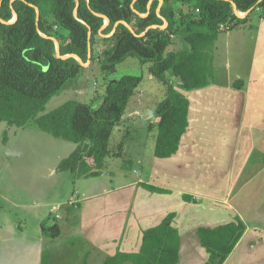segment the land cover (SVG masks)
Returning a JSON list of instances; mask_svg holds the SVG:
<instances>
[{
  "label": "trees",
  "instance_id": "trees-1",
  "mask_svg": "<svg viewBox=\"0 0 264 264\" xmlns=\"http://www.w3.org/2000/svg\"><path fill=\"white\" fill-rule=\"evenodd\" d=\"M176 3L190 6L192 13L179 15ZM234 4L241 14H246H238ZM258 11L264 19V0H0V121L23 127L36 119L41 130L76 143L75 150L60 161L57 169L70 170L78 177L99 176L111 157L112 135L123 122L142 76L127 74L110 82L99 106L68 100L38 116L47 101L82 68L74 57L57 56L45 23V18L52 15L55 23L68 32L58 38L61 56L77 54L87 62L99 37L108 41L100 58L103 72L114 73L116 65L129 56L151 63L149 71L168 89L153 112V118L158 120L154 155L171 157L187 131L190 101L173 86L167 72L172 70L181 79L180 87L186 90L215 83V44L220 34L249 22ZM14 12L17 18L10 22ZM105 16L110 22L103 28ZM178 22L185 31L186 46L168 51L172 37L179 31ZM108 33L112 34L100 37ZM230 85L244 89L246 82L237 78ZM7 141L8 132L4 131L3 142ZM124 163L131 160L124 159ZM140 184L150 191L171 192ZM183 196L191 199L188 194ZM175 216L170 212L159 225L145 229L139 251L119 250L103 264H178L181 235L172 224ZM236 219L237 222L198 229L200 242L209 255L204 264H224L234 251L246 230L245 223ZM48 229L54 237L60 234L58 224L43 227L45 232Z\"/></svg>",
  "mask_w": 264,
  "mask_h": 264
},
{
  "label": "crops",
  "instance_id": "crops-1",
  "mask_svg": "<svg viewBox=\"0 0 264 264\" xmlns=\"http://www.w3.org/2000/svg\"><path fill=\"white\" fill-rule=\"evenodd\" d=\"M250 20L244 33L254 39V46L245 70L230 72L223 80L216 76L215 83L201 88L179 89L190 101L189 125L175 154L161 158L153 151L148 177H126L116 185H109L103 172L97 177H83L78 199L69 201L68 206H72L64 215L56 214L57 219H65L64 224L55 223L60 228L58 237L44 239L40 233L49 235L47 231L39 233L36 227L28 231L23 226L16 230L10 222L5 233L3 222L0 250L11 249L9 256L16 264H56L52 261L53 249L68 261L66 264L85 261L103 264L119 250L139 251L143 231L159 225L168 213L175 212L172 224L181 235L178 264H204L209 255L200 242L198 229L237 222L238 217L246 230L224 264H250L248 259L264 262V253L245 255L248 249L264 247V228L258 222L259 216L253 226L233 203L235 190L243 181L264 174V19L260 18L257 25ZM226 66H229L227 62ZM237 78L245 80L244 89L231 87ZM11 134L12 138L17 135L13 130ZM76 147L74 143L70 154ZM258 150L259 163L252 168ZM249 170L254 172L250 174ZM143 182L171 192L150 191L140 184ZM184 194L191 199L185 200ZM50 205V201L43 199L23 206L34 211L37 219H43ZM55 224L46 225L43 219L41 227ZM240 255L241 260L237 261L235 258ZM0 264L5 263L0 260Z\"/></svg>",
  "mask_w": 264,
  "mask_h": 264
},
{
  "label": "rangeland",
  "instance_id": "rangeland-1",
  "mask_svg": "<svg viewBox=\"0 0 264 264\" xmlns=\"http://www.w3.org/2000/svg\"><path fill=\"white\" fill-rule=\"evenodd\" d=\"M175 9L179 15L193 11L190 6L181 3H176ZM259 16V11L255 12L250 22L259 24ZM45 23L48 33L57 40L68 34L66 30L55 23L52 15L45 18ZM247 23L233 30L225 31L219 36L214 64L216 76L221 80L226 78L230 72L234 74L236 70H245L251 61L253 55L251 48L254 46V39L248 33H244L250 25ZM178 26L179 31L172 37V44L168 47V51L181 50L186 46L183 39L185 35L183 25L178 22ZM109 35L111 33L101 34L100 37ZM107 45L108 41L97 38L94 54L91 55L93 58L85 64H81L80 73L67 81L63 89L47 101L45 110L38 116L55 109L68 100H78L99 106L104 100L110 82L127 74L142 76L141 84L130 99L123 122L114 130L111 138L112 154L106 161V167L103 170V176L108 177V184L116 185L118 181L126 177L136 179L140 178V175L148 177L158 133V120L153 118V112L160 101L167 96L168 89L164 83L152 76L149 71L151 63H142L136 56H129L118 63L114 73L103 72L100 58ZM226 62L229 66H226ZM166 75L173 86L179 90L181 79L175 76L172 70L168 71ZM35 121L36 119H32L25 127L10 126V131L9 125L0 121V225L4 222L5 233L9 231L6 225L8 222L12 223L16 230H20V227L23 226L24 230L32 231L33 227H36L39 233L43 230L41 227L43 219H45L46 225L56 222L64 224L65 219H57L56 214L64 215L71 208L72 205L68 206L69 201L78 199L80 183L85 181V178L76 176L70 170L57 169L60 161L70 155V148L74 143L41 130ZM4 130L9 131L8 143L3 142ZM11 130L17 133L13 138ZM11 143L12 146L9 145ZM118 152L120 156H115ZM260 156V151H256L251 164L252 168L259 163ZM124 159L131 160V163L125 164ZM262 160H264V155ZM249 172L251 174L254 171L249 170ZM246 180L235 190L233 203L243 215H247L253 226L257 222L256 217L259 216L258 222L264 228V174ZM43 199L50 201L51 204L44 211L43 219L42 217L37 219L34 216V211L23 206L36 200L42 202ZM200 218L199 221H201ZM47 233L49 235L40 234L48 240L59 236L50 235L49 229ZM52 251L55 256L52 261L55 260L56 264L68 262L59 257L56 249ZM11 252V249H1L0 260L5 264H16L15 260L9 256ZM263 253L264 247L256 250L248 249L245 255L251 257V255ZM240 258L241 255L235 259L239 261ZM247 262L264 264L261 260L260 263L257 261L254 263L248 259Z\"/></svg>",
  "mask_w": 264,
  "mask_h": 264
},
{
  "label": "water",
  "instance_id": "water-1",
  "mask_svg": "<svg viewBox=\"0 0 264 264\" xmlns=\"http://www.w3.org/2000/svg\"><path fill=\"white\" fill-rule=\"evenodd\" d=\"M160 2L162 3L163 0H160ZM234 7H235V9H236V12H237L238 14H240L241 16H244V15L246 14V13L241 14V13L237 10L235 4H234ZM16 18H17V13L14 12V18H13L10 22L15 21ZM105 18H106V23H105V25L103 26V28L106 27V26L108 25V23L110 22V20H109L108 17L105 16ZM37 19H38V20L40 19V11H39L38 8H37ZM124 23H125V22H124ZM117 24H118V23H117ZM117 24L115 25V27H114V29H113V32L116 30V28H117ZM166 25H167V23L164 24V25L162 26V28H165ZM113 32H112V33H113ZM112 33H111V34H112ZM141 35H144V33L141 34ZM51 38L54 40V42H55V44H56V54H57V56H60V57H63V58H66V57H74V58H76V59L78 60L79 63H81V64H85V62L82 60V58H81L79 55H77V54H68V55L61 56V54H60V43H59V41H58L56 38H54V37H51ZM91 55H92V52H91V49H90V51H89V60H88V61L91 60Z\"/></svg>",
  "mask_w": 264,
  "mask_h": 264
},
{
  "label": "bare ground",
  "instance_id": "bare-ground-1",
  "mask_svg": "<svg viewBox=\"0 0 264 264\" xmlns=\"http://www.w3.org/2000/svg\"><path fill=\"white\" fill-rule=\"evenodd\" d=\"M193 121H195V120H193Z\"/></svg>",
  "mask_w": 264,
  "mask_h": 264
}]
</instances>
